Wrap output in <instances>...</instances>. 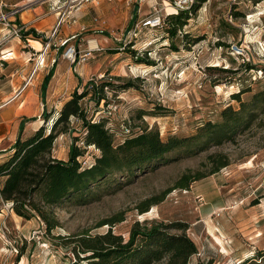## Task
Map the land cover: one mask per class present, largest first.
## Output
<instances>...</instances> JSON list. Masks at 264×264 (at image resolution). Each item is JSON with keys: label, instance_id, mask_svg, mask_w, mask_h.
I'll return each instance as SVG.
<instances>
[{"label": "rangeland", "instance_id": "1", "mask_svg": "<svg viewBox=\"0 0 264 264\" xmlns=\"http://www.w3.org/2000/svg\"><path fill=\"white\" fill-rule=\"evenodd\" d=\"M68 1L2 0L22 11L39 8L37 13L44 22L38 24V29L45 32L43 36L38 34L42 43L38 52L43 54L45 45L48 48L41 69L27 89L22 90L25 81L20 79L11 100L6 102L10 105L0 111L6 115L11 108L20 115L2 127L0 161L7 157L6 152L19 135L25 139L42 125L44 112L56 117L73 92L81 93L84 83L98 75L117 86L133 85L127 90L107 92L108 106L101 102L97 107L90 96L81 101L89 119L109 118L108 127L116 142L121 139L124 124L135 133L146 127L157 129L163 140L169 136L189 139L205 123H221L220 113L225 107L238 109L231 95L239 93L240 100L248 102L264 91V0H205L174 36L169 34L172 27L166 20L159 29H140L137 39L130 41H124L127 32L149 14L155 0L141 4H127L125 0L83 2L74 5L69 17L56 27L59 16L55 7ZM65 6L60 16H67ZM79 27H84L85 33L71 40ZM29 39L40 42L34 37ZM93 39L101 50L92 52L85 64L71 65L65 50L74 46L83 54L86 42ZM149 41L154 42L149 46ZM231 45L248 54L246 63L251 69H246V63L231 52ZM25 50L33 53L34 66L35 54L39 53L30 47ZM4 56L0 55L1 61ZM28 57L24 55V60ZM54 62L58 67L41 88L45 90L41 96L40 86ZM70 67L80 76H71L74 72H69ZM20 69L17 65L16 70ZM24 77L28 80L29 75ZM40 97L45 101L42 105L36 102ZM260 106L256 120L233 141L210 145L199 152L197 146L204 137L200 136L168 154L172 161L155 171L128 180L117 178L121 186L102 184L91 203L66 204L57 209L60 227L48 235L40 219L25 221L11 211L9 204L0 202V264H76L72 245L63 244L61 239L83 232L104 234L110 227L105 223L118 217L123 221L112 231L125 241L135 222L186 223V235L197 247L188 264H264V104ZM139 111L145 113L142 118L137 117ZM28 119L19 132V125ZM71 126L74 132L59 136L54 143L52 154L59 160H67L71 137H82L80 124L73 120ZM77 145L81 147L80 142ZM94 154L96 151L89 147L78 161L83 167L89 166ZM210 155H225L229 166L210 175ZM184 175L203 178L191 179L188 188L181 189L178 182ZM150 198L159 201L148 212L139 214L138 207Z\"/></svg>", "mask_w": 264, "mask_h": 264}, {"label": "trees", "instance_id": "2", "mask_svg": "<svg viewBox=\"0 0 264 264\" xmlns=\"http://www.w3.org/2000/svg\"><path fill=\"white\" fill-rule=\"evenodd\" d=\"M204 1L195 0L190 9L166 16L164 21L167 20L172 27L168 29L169 34L174 36L185 26L189 16ZM28 36L41 39L33 29L22 33L21 39L24 41ZM244 65L246 69L252 68L248 63ZM54 67L55 62L43 81V89L53 76ZM130 88H133L130 83L117 86L104 78L96 83L88 81L81 93L73 92L56 113V117L51 112H44L42 125L25 139L19 135L6 152L7 157L0 161V202L9 204L11 211L25 221L34 217L40 219L48 235L60 227L56 217L57 209L66 204L83 206L91 203L96 198L95 190L102 184L121 186L122 183L117 178L128 180L155 171L172 161L167 158L168 154L186 147L200 136L204 137L197 146L199 152L205 151L210 145L218 146L223 142L233 141L236 134L247 130L256 120L257 111L264 104V91L253 95L248 102H242L238 93L231 95V99L238 103V109L234 110L230 105L225 107L220 113L221 123H205L194 137L183 139L169 136L163 140L157 129L146 127L135 133L128 124H124L121 139L116 142L108 127L109 118L100 116L96 120L92 116L89 119L87 109L81 101L90 96L97 107L101 102L108 106L110 102L107 92ZM144 115L142 111L137 113L139 118ZM73 120L80 124L82 137H71L67 160H59L52 154L54 143L59 136L74 132L71 126ZM28 121L29 119L19 125V132ZM79 142L81 147L77 145ZM89 147L96 154L93 155L92 164L83 167L78 158ZM208 160L211 165L210 175L229 166V159L225 155H210ZM196 176H182L178 187L186 189L191 179L195 181L203 178L202 175ZM158 201L157 198L144 201L138 207L139 214L148 212L149 207L156 205ZM122 221L118 217L105 223L110 227L104 234L90 235L83 232L61 240L63 244L72 245L71 252L76 264H188L190 258L197 253L196 245L186 235V223L135 222L125 241L121 235L112 231L114 225Z\"/></svg>", "mask_w": 264, "mask_h": 264}, {"label": "built area", "instance_id": "3", "mask_svg": "<svg viewBox=\"0 0 264 264\" xmlns=\"http://www.w3.org/2000/svg\"><path fill=\"white\" fill-rule=\"evenodd\" d=\"M95 0H69L68 2H65L64 5H57L55 7V10H57V15L59 16L56 27L60 26L63 22L64 17H69L71 14V10L74 8V5L81 4L83 2H93ZM107 3H112L115 0H104ZM127 4H131L133 2L137 4H141L142 2H145V0H125ZM138 1V2H137ZM159 4L156 3L157 0H155V5L149 6L150 12L148 15H146L140 22L131 30L128 31L126 36L124 37V41L126 39L130 40H136L137 35L140 32V29H144L146 31H152L154 29H159L164 24V19L168 15H176L179 11L182 10H188L191 8V6L194 4L195 0H158ZM66 4V6H65ZM157 5H159V8H157ZM63 6L66 7V15L62 14L60 16L59 11L63 9ZM6 8L5 4H0V24L3 25V27L6 29L5 35L3 37L4 40L7 39H21L22 33L25 32L24 27L17 21L16 16L17 14L22 11L20 9L22 8H13L9 11H4ZM167 9L172 10L171 12H168ZM72 24H75V21L73 20L71 22ZM85 33L84 27H79L78 31L73 37H71V40H76L78 36ZM100 34H104L102 31H99ZM68 40L63 42L62 46L67 43ZM120 42V41H119ZM152 42L149 41V46L152 45ZM130 43V42H129ZM86 50L83 54H80L78 51L76 52V49L74 46L68 47L65 50V58L70 62L71 65H82L85 64L88 60V57L91 55L92 52L100 51L101 48H99L98 43L96 40H90L86 42ZM48 48V45H45V48H43V54L38 52L39 54H36L37 58L35 61V64L33 66V69L29 75L28 80H25V84L22 88L24 90L26 86L29 84V82L32 80L33 76L41 69L43 62H44V53L46 52ZM230 50L232 53L236 54L238 57H240L242 63L249 62L248 54L240 47H237L235 45H231ZM104 78V75H98L94 79H91L90 82L96 83L99 80H102ZM11 100V99H10ZM37 240H40V237H37Z\"/></svg>", "mask_w": 264, "mask_h": 264}, {"label": "crops", "instance_id": "4", "mask_svg": "<svg viewBox=\"0 0 264 264\" xmlns=\"http://www.w3.org/2000/svg\"><path fill=\"white\" fill-rule=\"evenodd\" d=\"M1 3L6 5V8L4 9V11H9L13 8H18V7H15L17 6L15 4L7 5L6 3L2 2V0H0V4ZM38 9L39 8L37 7V8L25 10V11H20L16 16V19L24 27L25 32L30 29H33L37 34H41L43 36L45 30H39L38 24H40V22H44V19L42 20L40 17V13H37ZM57 18L58 17L55 16V19H53L55 20V24H56ZM5 32H6V29L3 27L2 24H0V55L1 54L5 55L4 57H2L4 60L3 59H2L3 61L0 60V111L3 110L4 107L10 105V103L8 104L6 102H9L11 99L10 97L15 93V90H16L15 87H17L20 84L21 82L20 79L25 81L26 77L24 76L30 75L31 70L33 69V63H32L33 53L28 52L25 49L30 47V49H32L33 51L38 52L40 48V44L42 46L41 39H39L40 41L39 43L33 42L29 39V37L31 36H28V38H26V40L24 41L22 39H16V38L4 40L3 37L5 35ZM26 54L29 55V57L24 60V55ZM17 65L21 66V69L19 71L16 70ZM57 67H58V64H55L53 75L55 74ZM70 71L74 72V73H71L72 74L71 76H73V74L80 76L79 73H75V69L72 70L71 67L69 69V72ZM84 73H87V71L84 70ZM69 80L73 82L70 77H69ZM86 84L87 82L84 83V86ZM76 86H78V84H75V87ZM41 88L42 86H40V89ZM26 89H27V86L25 90ZM42 91L43 90L41 89V96H42V93L44 94L45 90L43 92ZM36 102H38L39 105H42L43 102L45 101L43 97H40L36 99ZM8 109L9 110H7L6 115H4L5 113L0 112V142L4 138V135L1 133V130H3L2 127H4L6 122L12 120L14 116L16 117L20 116V115L18 116L15 115L14 110H12L11 108H8ZM2 156H6V154H3Z\"/></svg>", "mask_w": 264, "mask_h": 264}, {"label": "bare ground", "instance_id": "5", "mask_svg": "<svg viewBox=\"0 0 264 264\" xmlns=\"http://www.w3.org/2000/svg\"><path fill=\"white\" fill-rule=\"evenodd\" d=\"M172 11V10H171ZM216 238V240H217V242H219L220 243V240L217 238V237H215Z\"/></svg>", "mask_w": 264, "mask_h": 264}]
</instances>
